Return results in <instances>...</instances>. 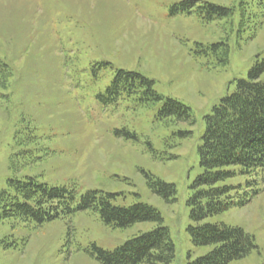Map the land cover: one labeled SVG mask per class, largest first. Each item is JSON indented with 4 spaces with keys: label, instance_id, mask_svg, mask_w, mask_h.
I'll list each match as a JSON object with an SVG mask.
<instances>
[{
    "label": "rangeland",
    "instance_id": "obj_1",
    "mask_svg": "<svg viewBox=\"0 0 264 264\" xmlns=\"http://www.w3.org/2000/svg\"><path fill=\"white\" fill-rule=\"evenodd\" d=\"M182 1L0 0V193L9 179L35 178L74 188L78 196L114 194L116 207L140 203L160 213L175 249L170 264L212 250L194 247L187 233V202L201 173L198 147L205 117L234 92L236 81L247 79L255 57H264V0H199L234 9L210 23L173 13ZM197 44H225L228 63L218 64L209 50L197 54ZM118 70L146 77L163 100L106 103ZM166 99L188 107L194 124L160 120ZM180 132L191 135L180 139ZM143 172L174 185L176 200L154 195ZM224 184L240 186V196L203 223L237 227L254 238L256 249L229 264H264L263 176L237 173ZM157 227L112 229L92 212L41 226L0 222V264H99L89 255L92 245L114 251Z\"/></svg>",
    "mask_w": 264,
    "mask_h": 264
},
{
    "label": "trees",
    "instance_id": "obj_2",
    "mask_svg": "<svg viewBox=\"0 0 264 264\" xmlns=\"http://www.w3.org/2000/svg\"><path fill=\"white\" fill-rule=\"evenodd\" d=\"M199 0H186L176 4L173 13L195 14L202 23L229 18L234 9H227ZM202 50L212 51L219 57L218 64L228 63L229 51L225 44L208 47L197 44ZM224 49L220 51V48ZM5 68V66H3ZM5 78L10 73L4 70ZM118 98L133 99L141 105L163 100L153 89V82L139 73L118 70L106 89V103ZM160 120L194 124L191 111L181 103L166 99L158 112ZM205 131L198 147L200 175L192 183V195L187 205L191 225L187 229L194 247L212 246V250L186 264H229L249 255L256 249L254 238L237 227L203 223L205 219L229 210L240 186L225 185V181L240 175L260 173L264 180V57L256 56L246 80L236 81L234 92L214 106L205 117ZM127 133V132H126ZM191 132H180V139ZM127 137H133L126 134ZM134 138V137H133ZM236 166L238 172L228 168ZM148 189L173 203L176 199L174 185L154 178L148 173ZM235 193H232V192ZM258 191H254L256 195ZM244 196V195H243ZM114 194L88 191L78 196L74 188L49 187L35 178L23 181L9 179L0 193V222L19 221L41 226L55 220L69 219L80 212L96 213L103 225L112 229H127L135 224H157L154 230L126 241L114 251H105L92 245L89 255L99 264H170L175 257L169 231L161 227L160 213L145 204L130 207L113 205ZM247 200L237 205L244 206ZM189 258V257H188Z\"/></svg>",
    "mask_w": 264,
    "mask_h": 264
}]
</instances>
